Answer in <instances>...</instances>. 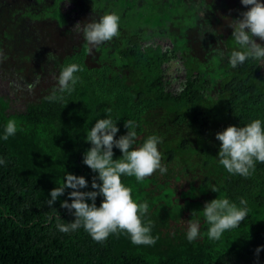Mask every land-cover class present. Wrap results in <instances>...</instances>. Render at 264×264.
Segmentation results:
<instances>
[{"label":"trees","instance_id":"obj_1","mask_svg":"<svg viewBox=\"0 0 264 264\" xmlns=\"http://www.w3.org/2000/svg\"><path fill=\"white\" fill-rule=\"evenodd\" d=\"M87 1L83 7L77 4L73 15L53 3L38 10L39 0H0V78L14 92L0 94V131L9 119L18 125L15 135L0 140V155L8 161L0 166V264H264V248L258 257L255 253L257 245H264V163L258 162L248 177L228 173L217 162L220 142L215 137L228 125L264 119V64L228 65L227 54L234 47L232 28L216 30L219 16L205 15L198 8L202 0H182L171 26L161 24L165 20L161 13H167L171 0H147L150 13L158 15L155 28L143 36L122 27L118 36L89 51L73 26L86 23L90 13L92 18L101 11L114 12L120 19L122 14L116 2ZM216 6L209 5L206 14L215 12ZM96 7L95 14L91 10ZM246 7L240 0L225 3L222 20L238 18ZM54 9L64 15L57 18V27L70 42L52 40L57 46L49 49L39 36L49 39L54 23L42 28L36 19H48ZM196 14L200 24L213 23L215 34L196 26ZM158 37L170 44L163 47ZM112 50L122 59L123 70H117L114 58L109 60ZM174 61L181 66L183 81L171 91L166 77ZM71 62L83 67L74 90L62 100L49 101L46 97L56 89L60 69ZM106 113L118 118L114 138L127 132L128 119L137 124V145L150 134L162 137L158 150L166 173L156 171L141 182L121 176L134 200L149 203L148 219L158 237L154 245H135L123 232L110 234L101 243L82 227L59 231L57 222L74 218L60 203L71 200L70 188L51 207L46 203L65 172L84 176L88 184L80 190H92L97 174L83 163L90 147L84 136L87 127ZM121 155L114 146L113 158ZM216 196L236 203L243 198L248 216L219 240H211L200 209ZM102 199L96 197L97 206ZM197 215L202 235L190 243L185 231Z\"/></svg>","mask_w":264,"mask_h":264},{"label":"clouds","instance_id":"obj_2","mask_svg":"<svg viewBox=\"0 0 264 264\" xmlns=\"http://www.w3.org/2000/svg\"><path fill=\"white\" fill-rule=\"evenodd\" d=\"M240 3L247 7L229 24L234 47L227 54L228 65L236 68L245 61L264 64V44L257 42V38L264 41V0H240ZM79 22L73 27L82 33L90 46L89 51L119 35L120 17L114 12L92 16L83 25ZM219 55L224 58L225 53L221 51ZM81 71L83 67L76 62L63 66L56 78V89L46 99L58 101L63 99V94H71L80 79L77 73ZM117 119L106 113L96 118L90 128L87 127L84 139L90 142V147L84 152L82 160L97 174L91 180L92 190H80L88 184L84 176L65 172L63 182L50 190L46 203L51 207L65 188H70L68 196L71 200L60 203L74 218L67 223L57 222L59 231L68 233L82 227L93 240L101 243L110 234L123 232L135 245H154L158 237L152 234L153 222L148 219L149 203L134 200L132 188L122 183L121 176L135 177L137 182H141L156 171L166 173L167 166L161 163L162 155L158 150L162 137L150 134L137 145V124L128 119L124 121L127 132L114 138L118 132ZM17 130L16 121L9 119L0 131V140H7ZM215 137L220 142L217 162L228 173L248 177L253 174L258 162L264 163V119L254 118L241 126L228 125L217 131ZM114 146L122 154L116 159L113 158ZM7 162V158L0 155V166ZM211 189L219 191L216 187ZM98 195L103 197L99 206L95 203ZM85 198L91 202H86ZM200 213L207 237L219 240L226 231L238 227L248 216L247 201L240 198L236 203L227 196H216L204 203ZM60 219L58 215L57 220ZM201 235L200 215H197L196 219L188 221L185 238L191 243ZM262 248L264 245L256 246L257 257Z\"/></svg>","mask_w":264,"mask_h":264},{"label":"rangeland","instance_id":"obj_3","mask_svg":"<svg viewBox=\"0 0 264 264\" xmlns=\"http://www.w3.org/2000/svg\"><path fill=\"white\" fill-rule=\"evenodd\" d=\"M35 1V0H34ZM98 1V0H95ZM103 4H108V3H117V5L121 8V14H122V19H120V27H119V31L123 30L122 27L125 28H130V29H135L134 32L139 33L141 35L144 36L145 33L148 32L149 29L151 28H155L156 26H154L155 22L154 19L157 18L158 15H153L150 13L148 7H147V0H100ZM89 1L87 0H39L38 2V6L40 10L43 5H47L48 3H53L54 7H58V6H63L65 12L66 10L70 12V14H75L74 12H72V9L77 5H81V7H83L84 3H87ZM198 2V1H197ZM231 3L234 4L235 2H237V0H208V2H204V0L198 2L199 6L198 8L205 13V15H209V16H219V21H217V19L214 21L215 22V27L216 30L218 31H230L231 30V26L229 25L232 22V19L237 18V17H231V16H227L222 20V15L226 12V9H224V4L225 3ZM213 4H216V8H215V12L214 11H210L209 13L211 14H206L208 11V6L211 5L213 6ZM241 4V3H240ZM203 5V6H202ZM241 6H243L241 4ZM49 7V6H46ZM218 7L220 8V12L218 11ZM194 8V7H192ZM182 9V0H171L170 3V8L166 7V12L167 13H161L163 15V17L165 18V20L163 22H161V24H172V21H175V19L177 18V16L175 15V12L177 13L178 11H180ZM43 10H47V9H41ZM96 8H93L91 11H93L96 14ZM52 12L54 14H52L48 19L46 18H42L37 17V25H41L43 28V25L46 24L47 22L51 21L52 23H54V30L55 31H49L48 32V38L43 37L44 39V44H49L50 47L49 49H55L57 46V43L52 41V40H65V41H69L66 38V32L61 31L59 32L58 27H57V18L62 17L63 18V14L61 12H56V10H52ZM103 11H101L99 14H102ZM98 14V15H99ZM217 14V15H216ZM204 15V16H205ZM91 16V13H90ZM89 16L88 19H91V17ZM97 16V15H96ZM221 20V21H220ZM200 18L198 17V15L196 14V18H195V22H197L196 26H200L202 29L201 31L207 33H211V34H215V32L212 31V29H214V25L213 23H211V25L209 24H200ZM152 35V34H151ZM150 35V36H151ZM80 41H84V38H78ZM179 39V38H178ZM158 41L161 42L162 46H167L169 45V41L167 39L163 40V38L158 37ZM157 41V42H158ZM70 42V41H69ZM257 42H261L259 40V38H257ZM109 60L110 59H115L116 62L118 63V69L117 70H123L122 68V64L123 61L122 59L119 57L117 50H112L111 52H109ZM169 71H167V77L166 79L169 81V86L168 89L171 91H176L178 90L177 88L179 87L180 81H183V74H182V70H181V66L178 62L174 61L171 63V66L168 69ZM13 90H11V88L9 87V84L7 81L3 80L0 78V94H8L9 96L13 95Z\"/></svg>","mask_w":264,"mask_h":264},{"label":"flooded vegetation","instance_id":"obj_4","mask_svg":"<svg viewBox=\"0 0 264 264\" xmlns=\"http://www.w3.org/2000/svg\"><path fill=\"white\" fill-rule=\"evenodd\" d=\"M39 40H40V43H41V40H43V35H40L39 36ZM42 60V59H41ZM7 63H11V62H9V61H6Z\"/></svg>","mask_w":264,"mask_h":264}]
</instances>
